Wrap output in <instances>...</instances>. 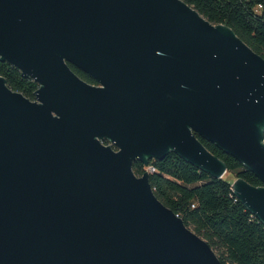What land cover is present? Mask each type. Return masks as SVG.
<instances>
[{"label":"water","instance_id":"obj_1","mask_svg":"<svg viewBox=\"0 0 264 264\" xmlns=\"http://www.w3.org/2000/svg\"><path fill=\"white\" fill-rule=\"evenodd\" d=\"M0 59L39 85L0 77V264H221L133 171L224 179L199 137L263 183L232 187L264 224V58L231 28L182 0H0Z\"/></svg>","mask_w":264,"mask_h":264},{"label":"trees","instance_id":"obj_2","mask_svg":"<svg viewBox=\"0 0 264 264\" xmlns=\"http://www.w3.org/2000/svg\"><path fill=\"white\" fill-rule=\"evenodd\" d=\"M210 23L231 28L254 52L264 58V0H182ZM72 71L90 85L98 83L70 65ZM0 77L7 86L35 101L38 83L0 59ZM203 145L227 166L229 174L255 187L263 183L245 165L209 141ZM109 145V142H105ZM133 171L142 177L149 172L156 197L185 225L204 239L221 264H264V224L234 195L232 183L215 179L174 153L148 165L134 162Z\"/></svg>","mask_w":264,"mask_h":264},{"label":"rangeland","instance_id":"obj_3","mask_svg":"<svg viewBox=\"0 0 264 264\" xmlns=\"http://www.w3.org/2000/svg\"><path fill=\"white\" fill-rule=\"evenodd\" d=\"M225 179H227L228 181H230L232 184H234L235 181L237 180L236 177L233 174H229V173H227L225 175Z\"/></svg>","mask_w":264,"mask_h":264}]
</instances>
